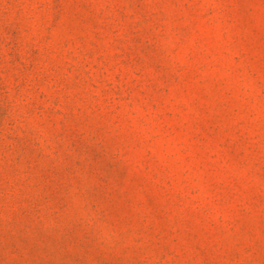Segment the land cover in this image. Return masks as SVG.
I'll return each instance as SVG.
<instances>
[{
    "label": "rangeland",
    "instance_id": "1",
    "mask_svg": "<svg viewBox=\"0 0 264 264\" xmlns=\"http://www.w3.org/2000/svg\"><path fill=\"white\" fill-rule=\"evenodd\" d=\"M0 264H264V0H0Z\"/></svg>",
    "mask_w": 264,
    "mask_h": 264
}]
</instances>
